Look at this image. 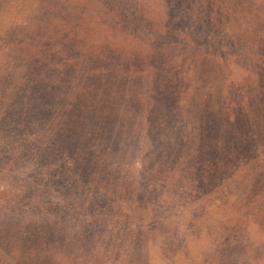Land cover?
Instances as JSON below:
<instances>
[{
	"label": "rangeland",
	"instance_id": "rangeland-1",
	"mask_svg": "<svg viewBox=\"0 0 264 264\" xmlns=\"http://www.w3.org/2000/svg\"><path fill=\"white\" fill-rule=\"evenodd\" d=\"M6 50L0 264H264V0H0Z\"/></svg>",
	"mask_w": 264,
	"mask_h": 264
},
{
	"label": "trees",
	"instance_id": "trees-1",
	"mask_svg": "<svg viewBox=\"0 0 264 264\" xmlns=\"http://www.w3.org/2000/svg\"><path fill=\"white\" fill-rule=\"evenodd\" d=\"M18 52V51H16ZM5 60L1 63V74H0V100H7L8 104L0 103V122L3 120L6 107H11V100L15 98L18 90L20 89L21 85V72L23 71V67L21 64L16 63L17 60L14 51L6 50L4 51ZM20 66V67H19ZM3 74H7V77H10L5 82ZM10 102V103H9ZM6 105V106H4Z\"/></svg>",
	"mask_w": 264,
	"mask_h": 264
},
{
	"label": "bare ground",
	"instance_id": "bare-ground-1",
	"mask_svg": "<svg viewBox=\"0 0 264 264\" xmlns=\"http://www.w3.org/2000/svg\"><path fill=\"white\" fill-rule=\"evenodd\" d=\"M163 48V47H162ZM186 69V68H185ZM182 71V70H181ZM179 89V88H178Z\"/></svg>",
	"mask_w": 264,
	"mask_h": 264
}]
</instances>
